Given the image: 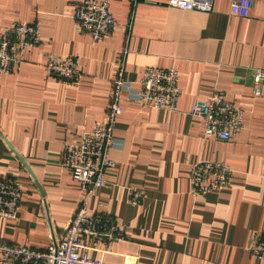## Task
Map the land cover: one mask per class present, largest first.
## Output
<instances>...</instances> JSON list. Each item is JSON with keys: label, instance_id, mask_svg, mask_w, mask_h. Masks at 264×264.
I'll list each match as a JSON object with an SVG mask.
<instances>
[{"label": "crops", "instance_id": "obj_1", "mask_svg": "<svg viewBox=\"0 0 264 264\" xmlns=\"http://www.w3.org/2000/svg\"><path fill=\"white\" fill-rule=\"evenodd\" d=\"M81 0H0V30L41 23L42 43L28 48L11 74H0V176H15L24 192L18 217L0 218V243L45 249L62 238L82 192L62 163L67 142L105 121L122 62L127 82L110 155L115 166L97 188L90 210L111 218L123 237L84 236L88 254L110 264L124 255L137 264H264L246 248L264 229V0L250 15L231 12V0L211 10L183 9L168 0H111L118 27L102 41L80 30ZM78 55V85L46 66L51 56ZM176 67L182 95L177 110L140 103L148 66ZM216 92L244 109L230 140L206 138L194 103ZM222 161L234 175L225 189L193 194L190 172L200 160ZM135 190L146 194L133 205Z\"/></svg>", "mask_w": 264, "mask_h": 264}, {"label": "built area", "instance_id": "obj_2", "mask_svg": "<svg viewBox=\"0 0 264 264\" xmlns=\"http://www.w3.org/2000/svg\"><path fill=\"white\" fill-rule=\"evenodd\" d=\"M214 0H168V4L183 9L211 10ZM111 0H81L76 6L74 18L80 30L89 33L95 41H102L119 25L110 8ZM253 0H231V12L242 17L250 15ZM42 43L41 23L15 22L0 30V74H11L24 61L25 51ZM48 70L63 81L78 85L83 76L79 56L64 59L51 56L46 63ZM122 62L113 80L112 92L105 121L96 123L83 132L78 142L64 146L63 165L82 192L77 210L64 227V236L56 238L45 249L20 243H0V264H110L102 258H94L88 250L94 248L84 236L93 239L113 240L124 235L111 218L90 210L95 190L106 183V171L115 166L110 155L114 141V128L118 116L124 112L123 95L127 82ZM180 73L176 67L148 66L138 82L140 103L169 110H177L182 95ZM264 68H255L252 87L255 95L262 94ZM192 113L204 121L206 138L232 139L244 125V109L216 92L194 103ZM233 169L222 161L200 160L191 169V191L205 194L225 189L231 185ZM24 188L13 175L0 176V218L15 219L21 208ZM146 194L135 190L131 196L133 205L141 204ZM256 258L264 259V229L258 231L246 248ZM136 255L125 254L123 264H137Z\"/></svg>", "mask_w": 264, "mask_h": 264}]
</instances>
